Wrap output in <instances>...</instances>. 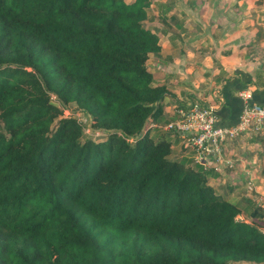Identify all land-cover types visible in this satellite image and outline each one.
<instances>
[{
  "label": "trees",
  "instance_id": "1",
  "mask_svg": "<svg viewBox=\"0 0 264 264\" xmlns=\"http://www.w3.org/2000/svg\"><path fill=\"white\" fill-rule=\"evenodd\" d=\"M150 7L0 0V264H264L262 209L151 126L169 90Z\"/></svg>",
  "mask_w": 264,
  "mask_h": 264
},
{
  "label": "crops",
  "instance_id": "2",
  "mask_svg": "<svg viewBox=\"0 0 264 264\" xmlns=\"http://www.w3.org/2000/svg\"><path fill=\"white\" fill-rule=\"evenodd\" d=\"M150 1L145 26L158 34L161 52L150 55L147 65L156 82L169 90L167 101L161 102L167 122L151 126L161 128L172 142V159L194 161L186 141L166 129L177 119L178 106L189 101L217 104L218 124L231 126L242 111L241 91L249 89L253 103H264V0ZM222 152L233 166H223L219 173L207 158L210 185L232 202L250 200L264 213V129L227 141Z\"/></svg>",
  "mask_w": 264,
  "mask_h": 264
},
{
  "label": "built area",
  "instance_id": "3",
  "mask_svg": "<svg viewBox=\"0 0 264 264\" xmlns=\"http://www.w3.org/2000/svg\"><path fill=\"white\" fill-rule=\"evenodd\" d=\"M240 98L243 106L239 121L235 125L218 124L217 104L189 101L175 109L177 119L170 122L166 129L174 131L186 141L187 147L194 152L196 164L204 166L210 157L213 170L221 173L223 166H233L231 160L223 157L224 144L249 132L262 133L264 129V103H253L249 89L241 91ZM248 184L252 186L251 182ZM261 207H264V204Z\"/></svg>",
  "mask_w": 264,
  "mask_h": 264
},
{
  "label": "rangeland",
  "instance_id": "4",
  "mask_svg": "<svg viewBox=\"0 0 264 264\" xmlns=\"http://www.w3.org/2000/svg\"><path fill=\"white\" fill-rule=\"evenodd\" d=\"M53 101H55V98H53ZM164 101L165 102L167 101L166 98L164 99ZM73 111L76 112L73 115V117L83 126L87 136L95 139V138L103 135V133H101L99 131L98 132L93 131V129L91 127L92 120L85 112L79 111L75 108H73ZM65 115H68V113L66 114V111H64V116ZM148 131L151 134V130H148ZM248 191L250 192L251 190L248 189ZM252 191L254 192V190H252ZM242 216H243V218H246L245 215H242ZM240 264H249V263H240Z\"/></svg>",
  "mask_w": 264,
  "mask_h": 264
},
{
  "label": "water",
  "instance_id": "5",
  "mask_svg": "<svg viewBox=\"0 0 264 264\" xmlns=\"http://www.w3.org/2000/svg\"><path fill=\"white\" fill-rule=\"evenodd\" d=\"M263 232H264V230H263Z\"/></svg>",
  "mask_w": 264,
  "mask_h": 264
}]
</instances>
